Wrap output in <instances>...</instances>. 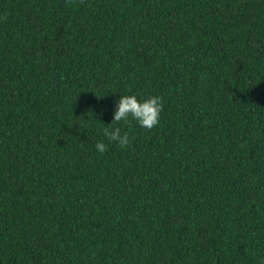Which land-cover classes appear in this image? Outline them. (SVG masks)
<instances>
[{"label": "trees", "instance_id": "16d2710c", "mask_svg": "<svg viewBox=\"0 0 264 264\" xmlns=\"http://www.w3.org/2000/svg\"><path fill=\"white\" fill-rule=\"evenodd\" d=\"M0 264H264V0H0Z\"/></svg>", "mask_w": 264, "mask_h": 264}, {"label": "clouds", "instance_id": "9594fccd", "mask_svg": "<svg viewBox=\"0 0 264 264\" xmlns=\"http://www.w3.org/2000/svg\"><path fill=\"white\" fill-rule=\"evenodd\" d=\"M72 0H66L70 4ZM116 110L113 114V122L103 127V135L109 141L115 142L120 148H126L130 141L128 134L125 132L121 135L120 128H113V123L124 121L128 122L129 117L135 120L138 125L146 130H152L159 124L160 114L163 110L162 97L151 96L143 101L137 99L135 95L120 96L116 102ZM97 152L103 154L107 151V145L103 142H98L95 145Z\"/></svg>", "mask_w": 264, "mask_h": 264}]
</instances>
